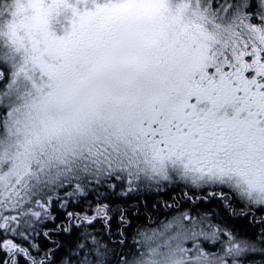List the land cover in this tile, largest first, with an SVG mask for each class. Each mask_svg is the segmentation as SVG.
Returning <instances> with one entry per match:
<instances>
[{"label": "snow or ice", "instance_id": "6c2138e0", "mask_svg": "<svg viewBox=\"0 0 264 264\" xmlns=\"http://www.w3.org/2000/svg\"><path fill=\"white\" fill-rule=\"evenodd\" d=\"M0 264H264V0H0Z\"/></svg>", "mask_w": 264, "mask_h": 264}]
</instances>
